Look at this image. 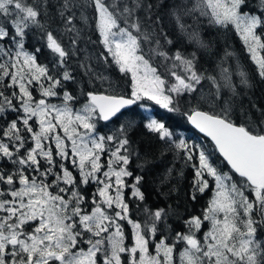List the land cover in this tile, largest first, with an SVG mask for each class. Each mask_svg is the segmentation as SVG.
I'll list each match as a JSON object with an SVG mask.
<instances>
[{
    "label": "snow or ice",
    "instance_id": "6c2138e0",
    "mask_svg": "<svg viewBox=\"0 0 264 264\" xmlns=\"http://www.w3.org/2000/svg\"><path fill=\"white\" fill-rule=\"evenodd\" d=\"M259 2L264 7V0ZM86 6L94 10L99 41L106 49L101 55L106 62L111 57L125 76L130 74L131 88L128 98L88 91L83 106L76 108L79 97L65 88L66 81L74 80L64 70L69 52L58 38L51 31L46 33V47L52 54L48 63L38 62L40 48H25L26 29L32 25L43 29L39 9L23 0H0V119L4 120L0 164L11 165L0 167V264H174L177 242L185 245L180 264H264V240L257 238L258 228H264V121L237 124L227 101L219 112L194 109L187 114L191 124L214 142L223 158L217 163L211 152L177 137L162 120L148 119L145 127L169 149L182 151L186 165L190 164L194 173L191 199L212 192L202 216L184 221L186 232L160 234L159 240L157 224L166 219L165 209L145 208L149 219L143 223L130 215L128 200H144L143 177L129 170L131 124L122 125L116 134H100L97 129L99 120L109 121L145 98L176 111L171 94L193 92L202 79L216 85L215 96L221 87L235 95L232 72L221 62L223 83H219L216 77L196 71L195 53L186 57L177 51L171 58L172 68L180 67L185 74L172 70L176 82L168 87L142 51V42L149 41L151 34L141 38L139 18L128 25L139 0H133L132 7L125 4L119 12L115 2L106 0H85L83 5L63 0L64 23L72 24L75 15L65 16V10ZM245 7L246 0H196L192 7L175 6L172 14L181 31L203 48L208 45L199 32H188L181 23L184 16L198 11L209 24L234 27L264 79V11L257 15L243 11ZM81 19L88 21L83 13ZM158 54L167 58V53ZM238 75L241 84H250L245 70ZM8 113L15 118L7 120ZM226 166H230L227 172L222 170ZM205 222L207 230H203ZM125 223L131 226L127 245Z\"/></svg>",
    "mask_w": 264,
    "mask_h": 264
},
{
    "label": "trees",
    "instance_id": "16d2710c",
    "mask_svg": "<svg viewBox=\"0 0 264 264\" xmlns=\"http://www.w3.org/2000/svg\"><path fill=\"white\" fill-rule=\"evenodd\" d=\"M52 0H23V3L29 6H36L41 9V15L39 20L42 21L44 27L50 28L52 17H47L46 14L49 9L54 10V4L50 3ZM85 3V0H76ZM108 4L115 2L117 6V12L127 4L132 7L133 0H106ZM178 0H139L140 7L136 8L132 17L128 18V25L130 26L136 18H139L141 29V38L143 34H151L150 40L142 42V51L146 59H150L153 67H156L167 82L169 87L168 78L170 72L175 70L181 73L182 68H172L173 60L171 59L174 54L179 51L186 57H191V54L195 53V67L196 71L202 74L204 77H215V60L226 48L229 51H233L243 66L244 70L249 74L250 84L243 86L240 84L235 85V95L229 100L231 105V118L237 124L250 122L264 121V79H261L257 74V67L253 64L246 51L244 44L235 35L233 30L228 28H215L213 34L207 33V30L203 29V34L206 38V43L209 45L206 51H199L193 48L190 43L184 42L179 35L177 28L173 24V20L170 14V7L177 4ZM247 7L243 8V11L252 12L259 15L261 11H264V7H261L258 0H246ZM151 5V8L148 7ZM84 16L88 17L91 21V32H83L81 40L86 39V43H90L93 47H98L102 53L104 50L102 44L99 41L98 32L96 31L94 23V10L90 9V6L82 7ZM75 9V8H73ZM79 11V12H81ZM52 12V11H51ZM49 12V14L51 13ZM69 14V13H68ZM55 18V16H53ZM121 26H126L121 23ZM33 30L35 37L38 38L29 42V35L25 43V48L28 51H34L36 48H40L41 52L38 55L39 63H48L52 55L49 56L48 49H45V41H41L43 30L37 28ZM136 33L135 29H130ZM210 31V30H208ZM159 41V44H157ZM167 41H171L168 43ZM3 43V41H0ZM187 43V45H186ZM158 53H167V58L159 55ZM75 65L72 64L74 70ZM71 72V76L73 72ZM110 70L113 74H116L117 81L121 88L118 89L117 94L128 95L130 90V79L123 73L118 72L115 66H111ZM182 74H185L184 72ZM205 79H202V82ZM208 85H211V81H207ZM79 94H77V87L73 86L71 80L65 82V88L75 96H78L80 102L77 105L83 104L85 100V92L93 91L89 88L88 84L81 81L78 84ZM99 91V89L97 88ZM222 91H224L221 88ZM8 93H6L7 95ZM173 96V106L176 111H168L162 108L156 103L149 100L142 99L140 104L149 109V113L152 118L162 120L167 127L176 133V136L188 141L189 144H197L202 146L205 150L212 153V159L219 163L223 160L216 153V150L212 144L204 137L197 134L187 123L186 118L194 109H201L207 112L213 109L219 112L222 106L207 107L203 104L193 92H184L180 95L176 93L171 94ZM138 102V101H137ZM135 103L131 107L121 111L110 122L102 123L98 121V129H102L107 125L114 126L113 128H121L122 125L131 127L128 129L127 135L130 141V151L132 152L131 163L129 170L133 172L134 176H142L143 179L140 183L141 191L144 194V200L139 201L135 198L129 199V207H142L147 208L149 211L154 212L157 209L163 208L167 211L168 215L165 220L160 221L157 225L158 235H174L176 232L186 230L184 221L190 216H202L203 209L207 207L208 201L212 196L211 191H206L204 194H197L195 201L191 199V184L194 177L193 170L190 164L186 165L185 156L182 151L178 149H169V146L165 144L155 133L150 132L145 124L148 122L149 117L142 110L138 103ZM15 115L8 113L7 120L14 119ZM4 120L0 119V124H3ZM111 126V127H112ZM111 129V128H109ZM113 129V130H114ZM171 169V173H169ZM223 171L227 172L228 167H223ZM210 182H211V178ZM131 181V178L128 182ZM126 199H128L126 197ZM130 215L134 220L137 215L134 210H131ZM167 225L164 226V224ZM166 233H164V232ZM125 233L128 239L125 244L131 243V230L125 224ZM159 238V237H158Z\"/></svg>",
    "mask_w": 264,
    "mask_h": 264
},
{
    "label": "rangeland",
    "instance_id": "374dc122",
    "mask_svg": "<svg viewBox=\"0 0 264 264\" xmlns=\"http://www.w3.org/2000/svg\"><path fill=\"white\" fill-rule=\"evenodd\" d=\"M76 2L79 4L83 3V1L82 2L76 1ZM258 2H259V0H258ZM50 3L54 4V10H52V7H51V9H49L47 14H46L47 17H52V21H51L52 23H51L50 28L46 29V27H44V25L42 24V21L39 20V17H38L40 25H43V29H42L43 30V36L41 37V39H44L45 43H46V33L48 31H51L54 34V36L56 38H58V40L62 43V46L69 52V55L66 57V63L64 65V70H67L69 72L72 69V64L75 65L74 70H71L73 72V75H74V76H72V77H74V80H71V82H73L74 87H77V92H78L77 94H79V92H80L78 84L81 81L86 82L88 84L89 88L92 90H97V88H98L100 92H104L106 94H117L118 89H120L121 86L117 81L116 74H113V72L110 70V67L112 65L115 66L113 63H111V57H109L108 61L106 62L104 60L103 56L101 55V53H102L101 50H99L98 47H93L90 43H86L87 42L86 39H83V41L81 40L83 32H85V31L91 32L92 31L91 26H90V24L92 25L91 21H89V19H88V21L86 23L84 20L81 19V13H83V11H81V10H83V8L81 7V8L71 9V10H65V16L71 15L72 13L75 14L72 24L66 25L64 23V19L60 15L61 5L63 4V0H52ZM184 3H187L188 7H192V5L196 3V0H178L177 4L170 7V14H171V18L173 20V24L177 28V31H178L179 35L181 36V39L184 42L186 41L187 43H190L193 48H196L201 52L206 51L208 47L207 48L201 47L197 43L191 41L189 36L185 32L181 31L179 24L176 21L175 16L172 14V10L175 6H177L179 4H184ZM259 4H260V2H259ZM38 9L41 12V9L40 8H38ZM90 9H93V8L90 6ZM79 11H81V12H79ZM49 12H51V13L49 14ZM83 15H84V13H83ZM197 15H198V17H197ZM53 16H55V18ZM201 19H203V20H201ZM207 21H208V18L204 17V16L200 17L199 12L197 11L196 13H193L191 16H184L181 20V23L188 26V32H191L193 30H197L200 34L202 41L205 44H207L206 38L202 32L203 29H205V31L207 30L206 34H208V32H210V34H213V31H215V28H222L221 26H218V25L209 24V22L207 23ZM0 23H3L2 18H0ZM35 28L36 27H32L28 31L29 42H32V40H34V39L38 40L37 37L31 36L32 32ZM37 28H39V27H37ZM230 28L233 30V32L239 38V40L243 43L240 35L235 31V28L232 26H230ZM39 29H41V28H39ZM26 30H28V29H26ZM208 30H210V31H208ZM77 31L79 33L78 35H77ZM187 43H186V45H187ZM102 48L104 50V53H106V49H104L103 45H102ZM226 52L227 53H233V55L232 56H226ZM47 54L49 56L52 55L50 50L48 51ZM262 54H264V53H262ZM248 55H249V53H248ZM249 58H250V55H249ZM215 61L216 62H215L214 72H215V77L217 79V82L223 83V81L221 80V77H220V72H219V67H218V65H221V62H223L222 66L224 68L229 69V71L232 72L231 83L234 86L236 84L246 86L244 84H241V82H240L241 78L238 75V72L241 69L244 70V68L241 65L240 61L238 60L237 55L233 51H229L226 48H224ZM0 62H2V60H0ZM115 68L118 72H120L117 66H115ZM69 73L71 75V72H69ZM177 73L182 74L183 71L181 73H179V72H177ZM101 76L106 77V79H104V80L98 79V77H101ZM128 77H129V79H131L130 74L128 75ZM213 77H214V75H213ZM69 81H66V82H69ZM207 81H210V80L205 79V80H203V82L201 80V83L196 86V90L194 91L195 96L198 97L203 104H206L207 107H213V106H216V104H217V106L223 107L224 102L225 101L229 102L231 97L234 96L233 92L227 87H221L224 91H222L220 88L219 96H215L216 85L212 84V82H211V85H208ZM175 82H176L175 78L173 76H171V74H170V76L168 78L169 87L171 86V84H173ZM130 88H131V85H130ZM87 92L88 91H86L85 93H87ZM129 94H130V90H129ZM37 97H39V93H37ZM214 97H215V99H213ZM49 99L53 103L59 102L58 98H49ZM85 101H86V97H85V100L83 101V104L85 103ZM140 101L137 102L138 106L142 110H144V112L147 114L149 119L152 118L150 113H149V109L147 107L141 105ZM150 102L155 103L154 101H150ZM83 104H80V105L76 104L74 107L79 108V107H82ZM102 123H104V122H102ZM111 126L107 125L105 127H102V129H98V128L97 129H98V132L100 134H116L117 131L119 130V128L114 129L113 128L114 126H112V127ZM97 127H98V123H97ZM109 128H111V129H109ZM0 167L10 168L11 165L8 163H3V164H0ZM129 183H132V181H130ZM89 191H91V187H89L86 190L85 194H87V192H89ZM128 195H130V194H128ZM128 195H126L127 198H128ZM134 208H135V212L137 213V215H134V216L141 223H143L144 221L149 219L147 213L145 212L146 207L142 208V207H137V205H136V207L130 208V210H134ZM125 224L131 230V226L128 225L127 223H125ZM158 224H160V222H158ZM165 225H167V223H165L164 226ZM207 227H208V224H207V222H205L203 230H207ZM186 231H187V227H186V230L184 229L183 231H180V232H186ZM202 234H203V231L200 233H197L198 237H202ZM174 235H171V236H174ZM257 238L264 240V229L261 230L258 228ZM81 246L84 248L87 247L86 244L81 245ZM184 247H185V245L183 242H177L178 253L174 252V258H175L174 264H180L179 254L181 251H183Z\"/></svg>",
    "mask_w": 264,
    "mask_h": 264
},
{
    "label": "water",
    "instance_id": "95a60500",
    "mask_svg": "<svg viewBox=\"0 0 264 264\" xmlns=\"http://www.w3.org/2000/svg\"><path fill=\"white\" fill-rule=\"evenodd\" d=\"M126 98H128V97H126ZM131 106V105H130ZM130 106H127L126 108H128V107H130ZM122 110H124V109H122ZM121 110V111H122ZM201 111H203V110H201ZM191 113V112H190ZM189 113V114H190ZM187 119V118H186ZM187 123L189 124V126L194 130V131H196L198 134H200L201 136H203L204 138H206V139H208L210 142H211V144L214 146V142L211 140V138L210 137H207L206 136V134H204V133H201L200 131H199V129H197L193 124H191V122L187 119ZM216 150V149H215ZM216 152L218 153V150H216ZM218 155L222 158V156L218 153ZM222 160H223V158H222ZM225 164H226V162H225ZM230 166H228V168H229Z\"/></svg>",
    "mask_w": 264,
    "mask_h": 264
},
{
    "label": "flooded vegetation",
    "instance_id": "af4514ba",
    "mask_svg": "<svg viewBox=\"0 0 264 264\" xmlns=\"http://www.w3.org/2000/svg\"><path fill=\"white\" fill-rule=\"evenodd\" d=\"M32 27H35V25L31 26L30 28H32ZM30 28H29V29H30ZM29 29H28V30H26V33H27V35H26V37H25V39H24V42H26V40H27V37H28V31H29ZM33 36H35V33H33ZM42 36H43V35H42ZM42 40H44V39H41V41H42ZM44 41H45V40H44ZM44 45H45V47H44V48H45V49H47V47H46V43H44ZM259 229H261V230H262V229H264V228H259ZM158 237H159V238H158ZM160 238H161V236H157V237H156V239H157V240H159ZM174 252H175V253H178L177 247H176V249H175V251H174Z\"/></svg>",
    "mask_w": 264,
    "mask_h": 264
},
{
    "label": "bare ground",
    "instance_id": "6f19581e",
    "mask_svg": "<svg viewBox=\"0 0 264 264\" xmlns=\"http://www.w3.org/2000/svg\"><path fill=\"white\" fill-rule=\"evenodd\" d=\"M196 13V12H195ZM197 17H198V15H197ZM201 17V16H200ZM200 20V19H199ZM201 20H203V19H201ZM192 22V21H191ZM198 22V21H197ZM205 23V22H204ZM207 23H208V21H207ZM207 25V24H206ZM211 26V25H210ZM88 69V68H87ZM91 70V69H90ZM199 110H201V109H199ZM203 111H205V110H203ZM207 112V111H206ZM132 181V180H131Z\"/></svg>",
    "mask_w": 264,
    "mask_h": 264
}]
</instances>
